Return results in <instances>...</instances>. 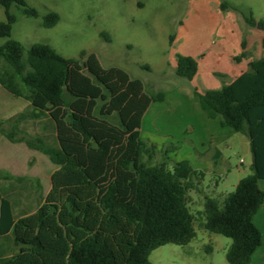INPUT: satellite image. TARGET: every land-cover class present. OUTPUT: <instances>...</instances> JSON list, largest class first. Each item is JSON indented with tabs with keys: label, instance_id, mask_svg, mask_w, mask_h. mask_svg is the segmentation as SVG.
Wrapping results in <instances>:
<instances>
[{
	"label": "trees",
	"instance_id": "obj_1",
	"mask_svg": "<svg viewBox=\"0 0 264 264\" xmlns=\"http://www.w3.org/2000/svg\"><path fill=\"white\" fill-rule=\"evenodd\" d=\"M29 1L0 0L6 13L0 38L8 39L0 45V86L32 107L11 131L0 130L9 141H24L48 156L57 170L51 190L32 214L18 218L0 189V237L13 234L21 248L1 264H152L149 257L157 248L187 245L197 235L189 194L205 173L187 160L171 167L165 153L164 161L153 163L159 150L141 132L146 112L152 103L163 102L165 93H147L142 81L123 69L104 68L94 53L65 58L49 44L26 48L12 39L14 6L27 17H40ZM219 9L239 12L248 27L264 32V19L257 20L251 10L227 0ZM59 22L55 11L42 18L46 28ZM101 35L110 41L107 33ZM241 46L236 63L248 57L246 38ZM176 61V75L193 80L197 59L178 53ZM196 95L208 118H220L223 127L249 139L252 174L222 204L205 196L204 228L232 239L229 264H251L263 242L254 218L264 204L259 186L264 180V56L250 61L231 83ZM44 118L53 123L55 144L41 136L17 138L20 121Z\"/></svg>",
	"mask_w": 264,
	"mask_h": 264
},
{
	"label": "rangeland",
	"instance_id": "obj_2",
	"mask_svg": "<svg viewBox=\"0 0 264 264\" xmlns=\"http://www.w3.org/2000/svg\"><path fill=\"white\" fill-rule=\"evenodd\" d=\"M227 1L239 10H251L257 20L264 19V0ZM29 4L39 11L40 17H27L14 6L12 12L17 21L12 39L26 48L37 43L49 44L65 58L79 59L83 51L94 53L104 68L123 69L132 79L142 81L147 93L166 94V103L155 102L152 106L142 132L143 139L158 146L153 163L164 161V153L172 160L171 167L175 162L188 160L207 169L211 161H217L228 171L221 175L218 186V191L226 196L235 190L232 184L239 170L252 174L248 137L227 128L224 131L231 135L219 141L217 122L204 114L195 95L219 89L233 78L222 72L223 78L216 76V69L211 71L212 78L199 72L191 81L175 73L176 54H193L202 64L211 48L224 41L241 48L243 38L247 40L248 57L240 63L232 58L230 64L234 67L247 70L250 61L263 57L264 32L248 27L239 12H221L218 0H30ZM49 11L57 12L60 22L46 28L42 18ZM0 21H6L1 4ZM195 27L201 42L191 52L193 48L186 38ZM103 32L110 41L102 37ZM7 40L0 38V45ZM8 93L0 86V129L7 132L20 114L32 110L28 102L12 99ZM17 126V138L41 136L47 143L55 144V128L47 118L23 120ZM56 170L48 156L29 148L24 141H9L0 130V189L12 200L18 218L34 213L44 202ZM218 180L216 174H205L197 190L190 192L196 237L187 245L166 244L157 248L149 257L152 264H229L227 252L232 239L204 228V196L215 193L214 183ZM226 196H219L221 204ZM257 222L264 233V225ZM20 249L14 244L13 234L0 237V264Z\"/></svg>",
	"mask_w": 264,
	"mask_h": 264
},
{
	"label": "crops",
	"instance_id": "obj_3",
	"mask_svg": "<svg viewBox=\"0 0 264 264\" xmlns=\"http://www.w3.org/2000/svg\"><path fill=\"white\" fill-rule=\"evenodd\" d=\"M220 2L221 1L218 0V5H220ZM230 13H232V12H230ZM186 40H187L188 45L191 46V48H193L191 50V52H195V50H197V48L200 46V42H201L200 38H199V33L196 31V27L192 28V30L188 34ZM226 42L227 41H224V43H219L218 45L213 46L211 48L210 54L208 55V59L205 63L199 64V62H198V73H197V75L199 74V72H201L206 76L207 79H209V78H212L211 71L212 70L214 71V69H216V72H218V73L222 72L223 74H225L229 77H232L234 80L239 75H241L244 71H246V68L234 67L230 64V60H232V58L234 56H236L238 53H240L242 46H241V48H239L236 44H233L230 41L227 44H226ZM236 51H238V52L236 53ZM185 55L192 56V57L194 56L193 54H185ZM194 57H196V56H194ZM228 63L230 64V66L228 65ZM199 66H200V69H199ZM8 94H10V93H8ZM171 95H172V93H171ZM195 95H196V93H195ZM9 96H11L12 99L17 100V97H14L13 95H9ZM167 100H168V97L165 94V100L163 102H156V103H163L164 104L167 102ZM198 101H199V99H198ZM156 103L155 102L152 103V105L150 106V108L146 112V114L143 118L141 132H143V130H144V123L147 121V116L149 115L150 110L152 109V106H154V104H156ZM199 105H200V102H199ZM209 119H211V118H209ZM211 120H215L217 122L215 125V131L218 132L219 141H223L224 139H227L231 135L230 131H224L227 129V127H223L221 125L220 118H214ZM229 129H227V130H229ZM144 140L149 142L150 144H154L149 139H144ZM191 165L193 166L194 169H196L198 171H202V172L206 171L205 174H207V175L210 173L211 174L213 173V174H216L218 176V179H219L218 182L214 183L215 193H212V194L207 193L205 196H209V197L215 198L217 200L219 199V196H222V198H224L226 196V194L218 191V186H219V183L222 179L221 175L226 174L228 172L226 169L221 167L222 164L218 163L217 161H211V163L209 164L207 169L203 168V166H201L200 164H199V166H194L193 164H191ZM251 166H252V158H251ZM238 172L239 173H237L236 181L234 184H232L233 189L236 188L237 184L239 183V181L242 178L250 175L248 173H245L244 170H239ZM259 186L261 189H264V180H261L259 182ZM192 194H190V196H192ZM205 196H204V198H205ZM203 202H204V200H203ZM258 220L260 221L261 225H264V204L260 207V209L258 210V212L254 218L255 224L262 231V228L259 227V224L257 222ZM263 240H264V233H263ZM251 264H264V241L262 242V245L254 253Z\"/></svg>",
	"mask_w": 264,
	"mask_h": 264
}]
</instances>
